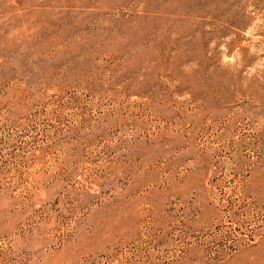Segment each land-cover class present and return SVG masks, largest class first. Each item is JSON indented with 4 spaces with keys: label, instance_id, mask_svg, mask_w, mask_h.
<instances>
[{
    "label": "rangeland",
    "instance_id": "obj_1",
    "mask_svg": "<svg viewBox=\"0 0 264 264\" xmlns=\"http://www.w3.org/2000/svg\"><path fill=\"white\" fill-rule=\"evenodd\" d=\"M0 264H264V0H0Z\"/></svg>",
    "mask_w": 264,
    "mask_h": 264
},
{
    "label": "clouds",
    "instance_id": "obj_2",
    "mask_svg": "<svg viewBox=\"0 0 264 264\" xmlns=\"http://www.w3.org/2000/svg\"><path fill=\"white\" fill-rule=\"evenodd\" d=\"M226 39H227V38H226ZM209 47H215V42L213 41V42L209 45ZM221 51L225 53V54L223 55V57H222V64H224V65H227V64H229V63H231V64H235V62H236L235 58H234V57H229V56L226 55V53H227V49L225 48V46L221 45Z\"/></svg>",
    "mask_w": 264,
    "mask_h": 264
}]
</instances>
